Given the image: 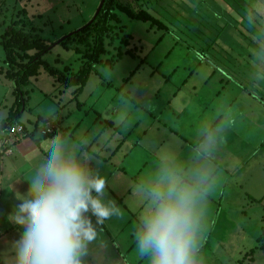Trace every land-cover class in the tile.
<instances>
[{"label":"rangeland","instance_id":"1","mask_svg":"<svg viewBox=\"0 0 264 264\" xmlns=\"http://www.w3.org/2000/svg\"><path fill=\"white\" fill-rule=\"evenodd\" d=\"M104 1L0 0V123L7 119L11 108L16 105L15 83L7 76L11 69L1 46L6 28L16 26L25 32L37 29L46 43L54 46L44 59L66 77H71L80 69L81 60L78 55L87 58L92 45L83 42L68 47L63 45L64 48L60 42L66 35L87 25ZM119 1L139 14H150L165 27L137 21L123 12L115 11L111 30L106 35V51L94 65L82 92L79 87L65 88L55 77L48 76L44 68L40 70L42 73L39 77L27 82L23 89L25 112L21 125L23 136L20 138L39 140L41 134L37 128L48 124L91 143L96 135L101 134L98 136L100 144L112 126L113 134L119 131L116 135L118 141L124 139L129 142L124 146V151L130 144H136L133 147L136 150L129 157H123L121 152L115 153V160L120 163V159H123L124 167L134 175L142 169L144 158L153 161L160 152L168 150L186 154L193 143L194 132L202 123L212 125L223 121L230 127L243 115L242 107L232 110L234 112H223L222 104L232 103L229 99L240 93L236 92L238 83L258 91L256 86H259L260 75L250 68V65L255 64L254 59L251 57L248 60L249 81L243 80L240 77L243 74H238L237 59L232 53L248 48L250 45H245L247 39L254 40L256 36L264 39V0ZM221 32L224 43L208 49L213 37ZM263 43L261 47H264ZM16 58L18 64L13 73L21 70L23 64L29 61ZM133 72H136L134 76ZM205 82L208 89L204 86ZM233 91L235 94L231 93ZM182 105L187 111L183 116L180 111ZM247 105L251 111L259 113L256 103ZM256 116L253 115L254 120H257ZM39 119H42V124L38 126L41 122ZM261 120L264 121V116ZM241 130H233L236 137L231 145V164L228 153L221 155L222 161L227 162L230 169L234 163H238L235 169L242 167L240 155L245 143L239 141ZM31 132L32 137L28 135ZM178 132L189 141L188 148ZM10 141L7 149L12 148L16 140L12 138ZM263 149H259L256 157H262ZM221 152L222 147H219L215 185L204 216L206 230L203 254L207 264H264V242L259 241L264 236V216L261 210L264 203L260 200L258 204L250 202L249 205L248 199L243 198L244 188L248 192L255 190L260 166H255L251 173H243V167L237 176L230 178L219 166ZM0 154H3V158L10 155L6 150ZM248 169L251 171V167ZM101 171L107 177L108 185L121 179L120 176L117 179L118 173ZM260 174L264 177L263 173ZM251 178L250 184L243 187V180ZM232 190L238 194H232ZM109 196L119 203L123 211L121 219H133L135 228L137 220L132 218L126 208L131 211L130 206L136 201L128 203L123 199L118 201L110 193ZM4 202L7 200L4 199ZM243 206H246L248 216L244 214ZM249 208H253L252 212ZM107 226L105 221L104 228ZM125 232H133V228L130 226ZM125 239V236L120 238L123 242ZM120 249L111 247L110 253L101 256L99 248L94 244L92 255L88 258L90 264L97 258L98 264L122 261L146 264L136 252L128 255L123 247ZM252 250H255L254 254ZM113 254L116 258H109ZM0 260V264H13L11 259Z\"/></svg>","mask_w":264,"mask_h":264},{"label":"clouds","instance_id":"2","mask_svg":"<svg viewBox=\"0 0 264 264\" xmlns=\"http://www.w3.org/2000/svg\"><path fill=\"white\" fill-rule=\"evenodd\" d=\"M228 127L223 121L202 123L186 154L160 152L137 183L143 212L135 226V252L146 264H207L204 216ZM86 144L58 129L39 140L36 163L25 178L29 188L16 193L18 204L8 216L21 229L12 244L13 264H90L105 221L123 216ZM0 188L13 191L12 184Z\"/></svg>","mask_w":264,"mask_h":264},{"label":"crops","instance_id":"3","mask_svg":"<svg viewBox=\"0 0 264 264\" xmlns=\"http://www.w3.org/2000/svg\"><path fill=\"white\" fill-rule=\"evenodd\" d=\"M252 56L253 54L251 55V57ZM254 60L253 61L255 62V64L253 63L252 65H250V68H253L254 73H258L260 75L261 80L259 86H256L258 91L251 88L248 89L239 84L236 92L240 91V93L237 95H233V97L229 99L232 103L222 104L223 112L225 110H238L239 107H242L244 111L243 115L236 121H234L232 126L228 127L226 138L220 145V147H222V152L219 154L221 159V155L228 153V160L231 164V145L233 143V139H235L236 137L233 133V130H235L236 128H242L243 130L239 132V141H243L245 143L242 145L243 148L241 147L242 153L240 157L243 161L242 167L239 169H235L238 163H234L233 168L230 169L229 164L225 161H222V159L220 162L221 165L219 166L228 174L230 178H234L235 176H237L239 174V171L243 167V173H251L255 166H260V169L258 170L259 178L254 184L256 185L255 190H253L252 192H248L244 188L243 198L248 199L249 205L250 202L258 204L260 200H262V202L264 203V177L260 174V172L264 174V149L261 150V154H263L262 157H256V154L259 153V149L264 148V121L261 120V118H263L264 116V66L262 65L263 57L254 58ZM249 69H247L246 66L241 67L240 65H238V74H243L240 75V77L242 76L243 80L249 81ZM231 93L235 94L234 91ZM225 94H228V92H225ZM251 102H254L259 106V113H255L250 110V106H248L247 103ZM180 111L182 112L181 116L187 113L184 105L181 106ZM254 114L257 115V120H254L255 118H253ZM244 126H246L247 128H244ZM111 128L112 126L110 127L109 133H106V138L102 139V143H100L101 145L98 143V141H101L98 136L102 135L98 134L96 135L92 143L86 140V148L91 154H93L95 158L93 161L94 167L98 168L100 173L102 172L101 170H103L105 172L108 171L109 174L118 173L117 179L118 176L121 177V179H119L121 182L116 181L115 183L108 185L110 191L109 193L118 201H122L121 199H123L129 203V201L134 202L135 200L136 202H134V204L130 206L131 211L126 207L125 208L130 212L132 218H136V220H138L139 216L143 212V202L140 199L139 195L136 193L135 187L138 182L145 179L150 174V172L148 171H152L155 160L151 161L146 160L147 158H144L143 167L138 171L137 174L133 175V173L127 171V168L123 165V159H120V163H118L119 160H115V153L121 152L123 157H129L131 152L133 153L136 150L133 149L136 144H134V146L133 144H130V147L124 151V146L128 145L129 142L124 139L118 141L116 135L119 131H116L113 134ZM177 134L187 144L186 147L188 148L190 143L189 141H187L186 137H183V135L179 132ZM41 138L42 136L40 137V139ZM139 139H141V137H139ZM103 144L104 146L102 147ZM9 150L11 152L10 155L5 156L4 158L2 157L3 154H0V186L9 187L11 184L13 186V191H9L7 188H0V258H7V260L11 259V261L13 262L14 253L12 251V244L19 239L21 229L15 223L9 221L8 216L11 214L14 207L18 204V201L16 200V193L19 192L21 194H24L29 188V181H27L25 178L29 175L30 170L36 163V158L40 152V146H37L35 144V140L33 141L31 138H25L24 140L23 138H20L16 139L15 143L12 145V148H9ZM255 158L257 162H255ZM20 165H22V167ZM26 165L28 166L26 167ZM104 166H108L109 168H104ZM249 167H251V171L248 169ZM251 180L252 178L243 180V187L247 184H250L249 182ZM232 181H234V179ZM259 190L261 191L259 192ZM5 194L8 195L6 196ZM232 194L238 193H236L235 190H232ZM4 199L7 200L6 203L4 202ZM117 204L119 203L117 202ZM245 208L246 206H243V210L245 212L244 214L248 216L249 212H246ZM249 209L250 212H252L253 208ZM261 210L264 216V208ZM106 221L108 226L106 228H104V225L102 226L99 234V239L95 243L100 250V255L102 256L106 252L110 253L112 251L111 247L119 251H121L120 248L123 247L124 251L128 255L133 251L135 252V228L133 226V219L130 221L125 218L121 219V217H117L115 221V217H112ZM127 226H131L133 228V232H125V230L128 228ZM122 236L126 237L124 242L120 240ZM112 257L116 258L115 254L109 256V258ZM116 264L130 263L122 261ZM135 264H138V262Z\"/></svg>","mask_w":264,"mask_h":264},{"label":"trees","instance_id":"4","mask_svg":"<svg viewBox=\"0 0 264 264\" xmlns=\"http://www.w3.org/2000/svg\"><path fill=\"white\" fill-rule=\"evenodd\" d=\"M115 11L123 12L127 14L131 19L137 21L152 23V25H158L160 28L165 27L164 24H161L160 20L148 13L139 14L135 12L132 7L123 4L119 0H105L102 6L98 9V12L94 16V18L87 25L71 34L66 35L63 38L62 42H60L61 47H68L69 45L81 44L83 42H85L87 45H92L90 51L88 52L87 58L84 57V55H78V59L81 60L80 69L71 77H66L59 69L51 66L44 59V57L51 52L54 46L46 43L45 39H43L39 35L37 29L25 32L23 29L17 28L16 26H9L8 28H6V31L2 36L1 46L5 53V59L11 69L8 72L7 76L9 77V80L14 81L15 83L16 105L11 108L7 119L0 123L1 132L8 133L10 131L11 134L13 128L22 125V117L25 112V106L23 105V89L31 78L39 77L41 75V69L44 68L46 70V73H48V76L55 77L58 82L64 84L65 88L72 89L74 87H79V91H83L91 73L95 68L94 65L99 62L102 53H105L106 51V35L111 30ZM23 13L25 14V12ZM187 24L192 28L191 24ZM256 37L254 40L247 39L248 42L246 41L245 45L249 44L250 46L248 48L244 47V50H237L232 53L237 59L236 64H240L241 67H247L250 63L248 60L251 59L252 54H255L257 56L256 57L253 55V59L255 57L259 58L264 56V47H261L263 43L262 41L264 39H262L260 36ZM222 39V32L216 34V37H213L212 45H209L207 48L212 49L218 44H222ZM33 52L35 54L30 55V53ZM260 54L262 56H260ZM16 56L20 57L21 61H24L25 59H28L29 61L28 63L23 64L21 70L13 73V71H15L16 65L18 64V59L16 58ZM135 73L136 72H133L132 76H134ZM206 82L204 86L206 85ZM239 84L240 83H238V85ZM202 86L203 84L201 85V87ZM205 88L207 89L206 86ZM199 93L200 92L198 91L197 94ZM39 120L41 122H39L38 126L42 124V119ZM48 126L49 125L46 124L37 128V131L40 132L42 137L44 136L43 131H45ZM51 126L54 127L53 129H56L55 125ZM29 134L32 137L33 132L28 133V135ZM35 144L39 146V140H35ZM259 241L263 243L264 236L260 237ZM257 249L259 248L257 247ZM251 253L254 254L255 250H252Z\"/></svg>","mask_w":264,"mask_h":264},{"label":"built area","instance_id":"5","mask_svg":"<svg viewBox=\"0 0 264 264\" xmlns=\"http://www.w3.org/2000/svg\"><path fill=\"white\" fill-rule=\"evenodd\" d=\"M54 127H52L51 125H49L47 127V129L45 131H43V135H45L49 129H53ZM23 129L22 126H18L13 128V130L7 133V132H1V128H0V153H3L5 150L8 153H11L9 149H7V145L11 143V139L14 138L16 139H20V137H22L23 135Z\"/></svg>","mask_w":264,"mask_h":264},{"label":"snow or ice","instance_id":"6","mask_svg":"<svg viewBox=\"0 0 264 264\" xmlns=\"http://www.w3.org/2000/svg\"><path fill=\"white\" fill-rule=\"evenodd\" d=\"M28 150H31V149H28Z\"/></svg>","mask_w":264,"mask_h":264}]
</instances>
